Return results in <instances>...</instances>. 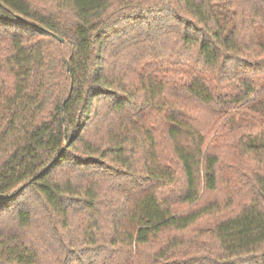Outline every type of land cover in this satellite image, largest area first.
<instances>
[{
  "label": "trees",
  "instance_id": "trees-1",
  "mask_svg": "<svg viewBox=\"0 0 264 264\" xmlns=\"http://www.w3.org/2000/svg\"><path fill=\"white\" fill-rule=\"evenodd\" d=\"M32 204L64 260L264 264V0H0V264Z\"/></svg>",
  "mask_w": 264,
  "mask_h": 264
},
{
  "label": "rangeland",
  "instance_id": "rangeland-1",
  "mask_svg": "<svg viewBox=\"0 0 264 264\" xmlns=\"http://www.w3.org/2000/svg\"><path fill=\"white\" fill-rule=\"evenodd\" d=\"M235 186L222 185L220 190L216 193H206L205 197L225 199L232 196L234 199V207L239 208L244 203L253 200L254 193L250 186V182L247 177L237 176L236 179L232 178ZM31 197V196H30ZM31 199V198H30ZM29 201V200H28ZM34 209V222L31 229L27 232V236L34 244H37L41 249V264H100L107 258L106 252H100L94 248H85L83 250H72L68 258L64 260V250L60 244L56 241H50L52 237L49 234V226L47 220L39 211V207L36 204H32ZM234 209V208H233ZM78 223V222H77ZM77 223H74L72 229L78 230ZM205 225H210L212 219L204 221ZM188 236V234H187ZM206 243V242H205ZM207 245V243H206ZM82 246V245H77ZM152 249L147 247L138 254V259L141 262L148 260V254ZM203 251V249L201 250Z\"/></svg>",
  "mask_w": 264,
  "mask_h": 264
},
{
  "label": "water",
  "instance_id": "water-1",
  "mask_svg": "<svg viewBox=\"0 0 264 264\" xmlns=\"http://www.w3.org/2000/svg\"><path fill=\"white\" fill-rule=\"evenodd\" d=\"M56 37L58 38V40L59 41H61V42H64L65 41V39L64 38H62V37H60V36H58V35H56Z\"/></svg>",
  "mask_w": 264,
  "mask_h": 264
}]
</instances>
